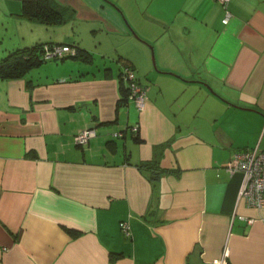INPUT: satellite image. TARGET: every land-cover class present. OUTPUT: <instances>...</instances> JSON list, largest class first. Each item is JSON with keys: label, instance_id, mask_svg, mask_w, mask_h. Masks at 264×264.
Segmentation results:
<instances>
[{"label": "crops", "instance_id": "crops-1", "mask_svg": "<svg viewBox=\"0 0 264 264\" xmlns=\"http://www.w3.org/2000/svg\"><path fill=\"white\" fill-rule=\"evenodd\" d=\"M51 3L46 25L0 0V59L39 44L88 57L0 79V264H264V207L225 171L264 150V0ZM123 64L147 88L140 111L119 102ZM151 159L166 169L152 179L137 167Z\"/></svg>", "mask_w": 264, "mask_h": 264}, {"label": "built area", "instance_id": "built-area-1", "mask_svg": "<svg viewBox=\"0 0 264 264\" xmlns=\"http://www.w3.org/2000/svg\"><path fill=\"white\" fill-rule=\"evenodd\" d=\"M215 1L224 7L228 0ZM228 18L229 14L225 11L222 23L226 24ZM67 52L71 54L73 49L64 45H44L41 57L44 61H49L60 58ZM118 78L127 92V99L131 100L136 111H140L145 103L147 88L138 84L134 69L128 64H123L120 67ZM129 129L131 132L136 130L135 127H129ZM92 136H94L93 129H84L74 136V143L79 146L84 145ZM117 137H120V133L117 134ZM225 171L229 175L238 174L240 176L237 198L242 200L246 207L255 209L264 207V150L255 146L252 149L233 153ZM238 219L247 224L250 223V220L243 217H238ZM121 228L123 233L127 234V226L122 225Z\"/></svg>", "mask_w": 264, "mask_h": 264}, {"label": "trees", "instance_id": "trees-1", "mask_svg": "<svg viewBox=\"0 0 264 264\" xmlns=\"http://www.w3.org/2000/svg\"><path fill=\"white\" fill-rule=\"evenodd\" d=\"M21 4V15L31 20H37L46 25H54L60 22L59 12L53 7L51 0H18ZM44 45L55 46L49 44H39L28 49H22L8 54L0 59V79H14L20 77L30 68L39 65L44 61L41 57L42 49ZM61 46V45H57ZM71 48V47H70ZM68 58H76L81 60H87L88 57L83 51L77 49L73 50L72 54L69 52L64 53L60 58L52 59L49 61H62ZM119 90L122 94V99L119 102H124L127 99V92L122 82L118 79ZM139 84V82H138ZM140 85V84H139ZM137 130L131 132L134 134V140L139 141L136 133ZM167 145V144H166ZM165 145V146H166ZM164 145L157 148L158 151H162ZM138 169L143 172H148L147 177L152 179V176L164 171L158 166L157 160L151 159L149 161L141 162L137 165ZM146 174V173H145Z\"/></svg>", "mask_w": 264, "mask_h": 264}, {"label": "rangeland", "instance_id": "rangeland-1", "mask_svg": "<svg viewBox=\"0 0 264 264\" xmlns=\"http://www.w3.org/2000/svg\"><path fill=\"white\" fill-rule=\"evenodd\" d=\"M151 51H150V49H149V47L147 48V55H148V60H149V64H151V66H152V62H151V53H150ZM73 52H71V54H72ZM152 59H153V61L155 60V58H154V53H153V50H152ZM65 60V59H64ZM63 60V61H64ZM67 60H70L69 58L68 59H66L65 61H67Z\"/></svg>", "mask_w": 264, "mask_h": 264}, {"label": "water", "instance_id": "water-1", "mask_svg": "<svg viewBox=\"0 0 264 264\" xmlns=\"http://www.w3.org/2000/svg\"><path fill=\"white\" fill-rule=\"evenodd\" d=\"M149 47V49H150V53H151V62H152V67H153V69H154V61H153V59H152V48L150 47V46H148ZM117 134H119V133H117V132H115V133H112V137H114V138H119V137H117ZM163 169V168H162ZM163 170H166V169H163Z\"/></svg>", "mask_w": 264, "mask_h": 264}]
</instances>
